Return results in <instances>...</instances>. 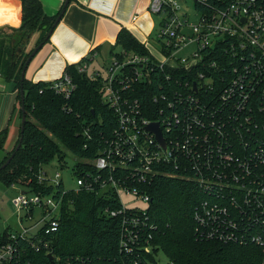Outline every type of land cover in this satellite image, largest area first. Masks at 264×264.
<instances>
[{
  "label": "built area",
  "instance_id": "built-area-1",
  "mask_svg": "<svg viewBox=\"0 0 264 264\" xmlns=\"http://www.w3.org/2000/svg\"><path fill=\"white\" fill-rule=\"evenodd\" d=\"M193 1L196 20L180 15L178 0H150V12L161 16L160 59L149 40L141 42L148 54L116 53L105 77L87 61L78 67L102 78V99L115 124L93 139L95 157H79L82 167L71 190L113 193L118 205L103 211L121 219L119 264L157 263L161 248L151 241L157 225L150 219L146 186L160 176L196 185L201 194L193 212L196 236L258 246L264 264V139L258 132L264 119V0ZM137 17L135 12L131 19ZM50 82L67 100L76 89L65 69ZM153 123L164 143L149 128ZM85 135L92 139L88 129ZM37 178L53 190L32 196L22 191L13 202L27 208L26 219L42 207V226L10 230L0 239V264H98L82 255L53 253L52 236L69 190L60 172L49 177L41 168ZM124 195L147 204L127 205ZM45 258L49 263L39 262Z\"/></svg>",
  "mask_w": 264,
  "mask_h": 264
},
{
  "label": "trees",
  "instance_id": "trees-1",
  "mask_svg": "<svg viewBox=\"0 0 264 264\" xmlns=\"http://www.w3.org/2000/svg\"><path fill=\"white\" fill-rule=\"evenodd\" d=\"M22 1V21L19 27H0V74L13 81L17 98L22 103L21 88L24 90L26 122L23 140L10 162L1 167L15 151L19 138L0 161V178L9 184H21L30 191L50 193L53 188L40 183L37 171L41 165L57 158L65 160L62 146L78 157L93 158L98 151L97 139L101 133L109 134L115 124L112 110L103 102L102 78H91L86 71H80L82 62H90L85 56L65 68L76 85L72 97L67 100L49 87L50 81H32L22 71L33 49L48 41V32L53 27L61 10L48 15L40 0ZM39 32L36 45L26 52L32 35ZM139 54H148L149 49L128 29L122 28L117 36L116 46ZM20 48L22 49L20 51ZM153 74V78L155 77ZM182 76V75H179ZM163 77V75H162ZM135 85H147L135 83ZM151 85H157L153 83ZM22 115V109H20ZM86 129L92 135L88 140ZM258 132L264 139V119ZM7 128L0 133V149L4 148ZM91 146L85 148L86 142ZM82 165L76 163L74 173ZM26 174V180L20 178ZM152 195L150 219L157 225L152 230V243L160 247L175 264H261V250L255 245H240L231 242L203 239L195 234L193 212L201 196L196 185L180 177L160 176L146 186ZM118 202L113 193L106 194L85 189L69 190L63 195L60 207V226L52 236L53 253L62 258L71 255L89 257L98 264H119L121 219L107 216V206L116 207ZM10 229L0 233L5 239ZM39 262L49 263L48 259Z\"/></svg>",
  "mask_w": 264,
  "mask_h": 264
},
{
  "label": "crops",
  "instance_id": "crops-1",
  "mask_svg": "<svg viewBox=\"0 0 264 264\" xmlns=\"http://www.w3.org/2000/svg\"><path fill=\"white\" fill-rule=\"evenodd\" d=\"M40 1L48 15L57 14L65 2ZM149 3L150 0H71L48 41L29 62L25 77L32 81H50L59 77L68 64L85 56L90 58V62L95 60L104 43L110 42L112 46L116 43L122 28L128 29L140 42L151 40L155 25L161 18H154L148 9ZM135 12H138V17L133 21L131 18ZM21 21L22 1L0 0V27L17 28ZM38 37L39 32L32 35L26 52L35 47ZM17 92L15 83L0 74V133L7 128L4 148L0 149L4 152L3 158L19 138L22 103Z\"/></svg>",
  "mask_w": 264,
  "mask_h": 264
},
{
  "label": "rangeland",
  "instance_id": "rangeland-1",
  "mask_svg": "<svg viewBox=\"0 0 264 264\" xmlns=\"http://www.w3.org/2000/svg\"><path fill=\"white\" fill-rule=\"evenodd\" d=\"M182 5V9L180 10V15L183 13L189 14L191 20H196L197 16L195 14L194 1L188 0L185 2L184 0H178ZM154 14V13H153ZM157 16L154 18L157 20ZM160 32V25L157 23L153 30V34L150 37L151 42V53L157 57L161 58V54L159 52V43H158V33ZM102 51L97 54L95 60L91 61L92 67L90 70H101L102 75L105 77L108 74V70L112 65L113 56L116 53H120L123 50V47L120 44L116 46H112L110 42L104 43L102 46ZM13 149V148H12ZM11 149V150H12ZM62 149L65 152V160L60 161L57 158L51 160L48 163H44L41 165L43 171L47 172L49 177H54L56 172L61 173V179L66 189H75L76 188V174L73 171V167L76 163L80 161V158L72 153L70 150L62 146ZM10 150V151H11ZM7 155H9V152ZM4 152L0 150V156L2 157ZM6 155V156H7ZM3 158V157H2ZM0 158V160L2 159ZM40 168V169H41ZM39 173V170L36 172ZM20 178L26 180V174H21ZM57 187H55V191ZM107 190V189H106ZM22 191L27 192L28 196L33 195V191H30L28 187H25L21 184H9L0 178V233H3L6 229L14 230L22 227H30L36 224L33 230H37L42 226L41 219L44 216V209L42 207H35L33 209V215L31 218L27 217V208L18 209L14 205V198L22 193ZM134 195H124L122 197L123 201L127 205H135L139 204L141 206H146V202L139 201L134 199ZM29 210V208H28ZM169 257L166 253L161 249L157 254V263L156 264H169Z\"/></svg>",
  "mask_w": 264,
  "mask_h": 264
},
{
  "label": "water",
  "instance_id": "water-1",
  "mask_svg": "<svg viewBox=\"0 0 264 264\" xmlns=\"http://www.w3.org/2000/svg\"><path fill=\"white\" fill-rule=\"evenodd\" d=\"M71 0H65L64 2V5H63V8L61 10V13L59 14V16L57 17L55 23L53 24V27L50 29V31L48 32L46 38L49 39L53 29L55 28V26L57 25V23L60 21L63 13L65 12V9L67 7V5L69 4ZM42 46V44L36 46L33 51L30 53V55L28 56L27 60H26V63H25V66L23 68V71H22V80L24 79L25 77V74H26V69L28 67V64L29 62L31 61V59L33 58V56L36 54V52L40 49V47ZM22 49L20 48V51ZM24 90L23 88H21V99H22V119H21V135H20V139H19V142L17 143L16 147H15V151L10 155V157L7 158L6 162L3 163L1 165V167H5L7 165V163L10 162L11 158L14 156L15 152L20 148L21 146V143H22V140H23V133H24V126H25V122H26V113H25V108H24V104H23V101H24ZM149 128L151 130H154L157 132V135H158V138L161 140V142L164 143L163 139H162V135H161V132H160V129L158 127V124L157 123H153L149 126ZM50 257L52 258V255H50Z\"/></svg>",
  "mask_w": 264,
  "mask_h": 264
}]
</instances>
